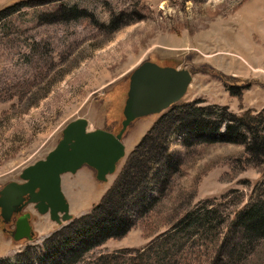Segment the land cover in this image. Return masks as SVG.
<instances>
[{
    "label": "rangeland",
    "instance_id": "374dc122",
    "mask_svg": "<svg viewBox=\"0 0 264 264\" xmlns=\"http://www.w3.org/2000/svg\"><path fill=\"white\" fill-rule=\"evenodd\" d=\"M145 60L188 69L184 95L129 123L125 154L106 180L87 164L61 174L70 219L56 222L29 204L22 211L33 235L14 239L13 219L0 217V259L51 264L44 261L54 241L48 239L72 231L147 130L176 116L127 166L134 181L145 172L120 206L127 232L76 260L69 251L84 243L73 242L57 262L104 264L107 255L125 259L149 248L153 258L177 254L174 264H264V237L239 219L264 201V154L251 151L253 133L245 127L250 116L264 119V0H0V189L21 182V170L43 159L73 119L118 132L129 75ZM185 110L206 121L205 129L188 126L192 117L182 121ZM227 125L238 128L228 133ZM200 218L211 228L190 229ZM182 219L179 233L163 234Z\"/></svg>",
    "mask_w": 264,
    "mask_h": 264
},
{
    "label": "water",
    "instance_id": "95a60500",
    "mask_svg": "<svg viewBox=\"0 0 264 264\" xmlns=\"http://www.w3.org/2000/svg\"><path fill=\"white\" fill-rule=\"evenodd\" d=\"M191 79V72L186 68L159 65L151 60L141 62L129 75L119 131L88 130L83 117L69 121L54 148L43 159L21 170V182L9 181L0 189L2 220L8 222L26 204H32L38 213H48L56 222L70 219L68 203L60 187L61 174L75 172L87 164L94 169L97 179L106 180L125 154L122 134L129 123L137 117L159 113L179 100ZM29 216L25 212L15 220L14 239L31 238Z\"/></svg>",
    "mask_w": 264,
    "mask_h": 264
},
{
    "label": "trees",
    "instance_id": "16d2710c",
    "mask_svg": "<svg viewBox=\"0 0 264 264\" xmlns=\"http://www.w3.org/2000/svg\"><path fill=\"white\" fill-rule=\"evenodd\" d=\"M189 107H191L190 104L183 106L182 109ZM180 117L182 121L192 117L190 120L186 121L188 126L190 127L198 123L200 125L197 124L194 126H197V129L204 130L205 128L203 129V127L207 126V124L204 123L206 121H196L194 115H191L186 110L182 112V116ZM174 119L178 118L176 116H168L167 118L164 117L154 127L147 130L140 142L136 144L128 154L126 167L122 171H120L118 176H116V178L113 180L112 184L102 194L99 203L95 205L93 210L88 214L80 216L77 224L72 229V231L62 234L58 233L55 234V236H53L52 238L48 239V241H51L53 239L54 241L53 243L49 244L48 249L46 250L48 259H45L44 261L50 260L51 264H59V262H57L58 258H66L65 250L68 251L73 242L80 241V243H84L83 246L82 244H80L78 245L77 249H71L69 251L75 253L73 256V260H76L83 251L100 244L107 238L122 236L127 232V230L130 228L131 223L128 219V215L121 213L120 206L122 202H125L128 199V196L131 195L134 190H136L138 185L143 182L145 176V172H143L142 175L138 177V180L134 181L135 177L132 178L130 172H128L127 170L128 168H131V164L133 161L138 160V156L141 154L140 150L146 147L150 139L154 137L157 127ZM241 124L242 123H240V125L238 126H243ZM217 126L218 124L215 125L214 128H217ZM238 126L227 125L226 131L230 133L235 128H238ZM245 127L248 130H251L253 133V143L252 147H250L251 151L257 152L259 154H264V133H260L261 127L262 129L264 128V119L262 120L258 117L256 119L250 116V118L245 122ZM131 178L132 180H130ZM141 200H145V195H141ZM244 213L246 216L244 217L243 215L242 217H240L242 214H239V219H241V221L243 220V222L247 220L246 222L248 225H246V228L250 231L257 230V232L262 234L261 236L264 237V201L260 200L259 203L249 205L244 209ZM184 221L185 219H182L178 223L174 224L171 228L164 231L165 233L163 232V234H165V236L176 235L183 228ZM186 226L187 224H185L184 227ZM201 227H203L204 230L211 228L208 221L200 218L195 220L194 226H192L190 229L195 231V229L198 230L199 228L201 229ZM148 249L149 248H136L133 250V254L125 259H123L124 257L120 258L118 256L107 255L105 256L104 264H106L107 261L113 262V260H115L114 264H174L175 258H178L177 254H174V257L161 256L160 258L146 256V251ZM114 253L119 254V252ZM33 258L42 257L41 255L35 254L33 255ZM0 264L9 263L7 259H0Z\"/></svg>",
    "mask_w": 264,
    "mask_h": 264
},
{
    "label": "flooded vegetation",
    "instance_id": "af4514ba",
    "mask_svg": "<svg viewBox=\"0 0 264 264\" xmlns=\"http://www.w3.org/2000/svg\"><path fill=\"white\" fill-rule=\"evenodd\" d=\"M28 204H26V205H24L17 213H13L12 215H11V218H10V220L9 221H11L12 219V221H13V225H14V229H15V220L21 215V214H23V213H25V212H23L22 210H23V208L25 207V206H27ZM0 217H1V215H0ZM2 218V217H1ZM30 219V216L28 217V220ZM30 229H31V227H30ZM13 233H14V231H13ZM30 234L31 235H33V231H32V229L30 230Z\"/></svg>",
    "mask_w": 264,
    "mask_h": 264
},
{
    "label": "crops",
    "instance_id": "0c3cea01",
    "mask_svg": "<svg viewBox=\"0 0 264 264\" xmlns=\"http://www.w3.org/2000/svg\"><path fill=\"white\" fill-rule=\"evenodd\" d=\"M126 92H127V88H126V91H125V94H124V95H125V97H126ZM124 100H125V98H124Z\"/></svg>",
    "mask_w": 264,
    "mask_h": 264
},
{
    "label": "bare ground",
    "instance_id": "6f19581e",
    "mask_svg": "<svg viewBox=\"0 0 264 264\" xmlns=\"http://www.w3.org/2000/svg\"><path fill=\"white\" fill-rule=\"evenodd\" d=\"M89 130V129H88Z\"/></svg>",
    "mask_w": 264,
    "mask_h": 264
}]
</instances>
